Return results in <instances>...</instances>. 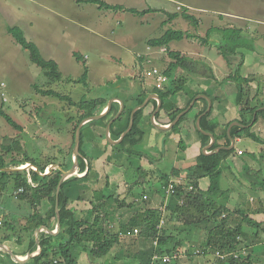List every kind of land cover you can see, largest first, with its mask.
Masks as SVG:
<instances>
[{
	"label": "crops",
	"instance_id": "obj_1",
	"mask_svg": "<svg viewBox=\"0 0 264 264\" xmlns=\"http://www.w3.org/2000/svg\"><path fill=\"white\" fill-rule=\"evenodd\" d=\"M5 1L9 2V4H12L11 7H8V9L10 10L15 9L13 4L17 2L19 3L15 11L19 12L20 14L16 18L15 22H19L26 27L25 31L24 27L21 26L24 29L26 38L29 41L35 43V41L37 42V40L40 38L43 40L46 53L42 52L37 43L35 44L39 47L44 59L52 60L57 63L59 71L63 69L62 66L65 61V58H63V53L64 50H66V41L70 43L69 51L66 54H68V56L72 60L76 59L75 55L81 56V59L84 61L88 60L89 58L87 56L83 57V55L80 53L81 48H79L78 43L79 37L81 35L79 34L78 36H76L74 34H68V37L66 38V33L62 35L61 30L58 29L57 26L61 24L65 25V23L73 24L75 22L74 20H85L87 18L98 19L97 24L99 23V21L100 23H104L105 20L110 19L115 21L116 18L118 24L123 25L121 19L125 18V14L130 15V12L126 10L113 11L101 9L98 5L88 3L87 1L89 0L56 1L57 4L55 5V8H58L60 10V13H57V11H55L53 7L47 9V12L49 13H45V8L48 6L49 1L51 0H28L30 4L32 3L34 5L40 6L39 10L33 11L37 12L35 14L32 12V10L36 8L22 3L21 0ZM101 1H104L111 5H119L126 9H129L125 6V0H118V2H115L116 4H113L112 1L109 2L108 0ZM162 1H164V3H162L164 7L162 12L163 18L158 21L160 22L159 28L162 36L169 30L176 31L175 29L177 28V25L182 27L183 29L185 28V30L181 32L186 33V35L183 40L172 42L168 48L158 49L150 47L148 41L144 48L146 49V51L143 50L142 54H138L136 56V62H139V64L141 65V70L143 69V64H146L149 67L147 70L156 68L164 73L170 63H172V60L169 57V53L174 52L181 54L183 57L187 56L203 62L206 66L211 68L213 75H209L205 71L199 74L187 72L185 73V75H181V73L184 72H179L178 76L184 78L182 80L185 81V92H181L177 99L169 101L167 103V107L172 106V109H170L171 111L169 110V113H167L166 111H162L161 109V111L159 112L161 114L158 116V118L157 115L159 113L156 115L155 123L156 125L163 128L168 127L171 124L173 113H175L176 110H180L182 112L185 111L186 109H188V105H190L191 102L200 95L208 96L212 100L213 106L211 111L203 116L202 114L208 109L209 102L204 97L199 98L196 101L194 107L187 114V119L181 124L180 128L177 129L180 131V135L183 137V140L192 143L193 147L191 155H186V151H181V153L184 154L182 158H185V160L181 162L182 164H180L179 162H174L171 165L168 164V166H163L161 164H163V161L165 159L164 155L161 153H155L153 151L155 146H152V143L159 139L161 142H163L165 147L170 145L172 138H169L171 136L169 135V132L173 131H160L153 125L152 116L159 105V101L157 99H152L146 106V108H144L145 112L143 115L139 134L133 140L128 142L127 145L133 146L136 152H139L140 155L143 154V157H145V166L148 169L143 168L144 171L156 172L155 176L150 175L149 177H147V179L151 180V183L161 181L160 178L163 174L171 175L172 171L174 169H177L180 171L181 175L178 178L170 176L169 185L174 183L176 185L180 184L186 186L188 180L196 179L200 176V168L198 165L199 156L201 154L205 156L216 154H212V150H214V147L211 146L212 141L209 136L208 137L210 138V143L203 146L196 125L197 119L200 116H202L201 120L203 117L209 116V124H215L217 126V128L215 129V133L205 131L203 129L202 130L214 135L218 147H229L231 146V138L234 140V146L231 149L234 150V153L229 157H226V159L221 162L223 173L219 181L218 193H216L217 200H219V202H221L222 200L223 202L221 203H224V208H226L230 212H242L243 214H247V216L251 220L264 226V115L261 114L260 116H258L259 112H264V0H251V4L243 5L244 9L242 6H240L239 9L237 7L233 8L232 11H208L207 9H202L201 7L193 8L192 5H187L184 3L181 4V6H184V12L194 17L192 19L182 16L184 12L182 14L178 13L177 9L180 5L178 0ZM2 4L4 3H1V5ZM168 4L174 5L175 11L166 10L167 6H169ZM83 5L86 8H83ZM2 6L7 7L5 4ZM88 7H93L90 9V12L88 11ZM170 8L171 7L169 6L168 9ZM186 8L196 10L201 13L206 11L214 13L207 15H192L191 13H188ZM50 14L57 16L58 23L47 22L44 25V29L45 31L49 30L47 31L48 34L44 33L40 35V32L36 29V25L40 24L39 21L43 22V20H50V18H48ZM176 14H178V16ZM146 16L155 15L149 14ZM179 17H182V20L177 24V20ZM185 18L188 21H193L194 25L190 22L185 23ZM202 25L203 27L207 26V28L200 32L199 28ZM230 32L234 33V37L232 40L234 46L242 47V49H235V54H239L240 57L236 58V55H234L232 61L227 59L225 54V50L230 43V34H228ZM240 33L244 37V46H242L241 44L242 39ZM183 41H185L186 44L185 52L180 53L178 51H175L174 48L176 47V45ZM157 49L159 51L164 49L165 53L167 51L169 52L167 53L168 57H166V55H162L159 58L163 61L158 64H156L157 59L153 57L154 54H160L159 52H156ZM45 54H47V56H45ZM159 65H161L162 67ZM234 69H236L238 77L242 78L243 80H249L248 91L250 94L251 106L257 107L256 120L254 121V123L252 121L248 125H244V119H242L241 116L240 87L232 78L230 79V77L233 75ZM126 79H128L129 82L127 84L130 85L128 87L130 88L129 91L131 92V95L127 92L128 95L126 96L128 97L125 98L114 96L113 98L118 99L115 100L113 107L106 118L98 120L101 122L97 124L90 125V129L87 131V139L85 140L84 151L88 154V156H90L91 168H94V153H105L107 152V150H109V142L105 138V131L107 124L120 111L121 102L119 99L124 100L126 102V105L128 104L129 106H132L135 104V102H137V100L141 98L146 97L144 98L146 101L150 96L158 94V89L153 80H147L146 83L142 80L144 79V70L140 71V75L128 74L126 76ZM121 80H123V82L125 83V79ZM119 82L120 81L117 80L116 83ZM167 85L168 83L165 84L164 89L167 87ZM122 87L123 85L119 86L120 89ZM201 91L203 92L201 93ZM194 93L199 94L192 99ZM84 98L87 99V97L84 96L81 100H83ZM108 101L109 100H101V102H97V106L92 109H88L86 112H94L95 114H100L98 110L102 108V104L107 102L104 111L101 113L103 114L105 110L108 109ZM115 103H119L120 107H118L117 105L115 106ZM123 118L124 119L121 121V124H124L126 122L127 116L124 115ZM247 119L249 120V117H247L246 120ZM236 123H240L241 125H237ZM234 127L250 129L251 133L254 134L258 141H254L246 137H232L231 131ZM102 139L104 140V142L102 141ZM245 139L254 141L261 145V147L258 149L259 151L257 154L250 153L249 155H246V153L241 150L236 151V143L242 142ZM121 149L122 148H115L113 149V151H116L118 155H120L123 154ZM239 152H241V154ZM124 156L126 157V152ZM138 157L139 156H137V158ZM164 167L165 169L168 167L167 172H165L164 170L162 171V168ZM139 173L140 172L137 169L136 174ZM84 176L85 175H79L80 178ZM139 181L141 182L143 181V179L137 180L134 183L124 182L123 184H119V188L122 185L124 186L126 197L120 194L121 196H115L118 201L113 199L110 200L109 203H106L105 211L108 215L107 227L111 234L118 233V242L113 246L110 254L105 258H91L90 254L86 253V255H84V252L81 253V251L79 250L77 251V254L79 256V264H129L130 262L128 256H130L131 262H133V264H152L150 262L160 261H153V252L155 249L154 241L140 237L133 232L134 229H139V227H135L132 231L127 233H121L120 227L121 225L128 223L130 218H132V216L137 212H143L147 209H157L166 214L168 211H172L178 205H181L182 200L174 194L168 193L165 185L163 187L164 189H161L159 187H152L149 191L142 190L141 193L137 194L135 192V185L138 186L137 184H139ZM110 184V181H107L105 189H109V187L111 186ZM210 185V177H203L199 179V186L202 191H207L210 188ZM95 186V184L89 183L86 180L71 183L66 186V193L69 196V206L77 219L92 221L95 215H98V211L94 210V206H98L102 203L95 200ZM85 189L87 190L85 191ZM0 200V204L4 208L3 213L5 214L6 212V220L8 219L15 226L26 223L27 217L30 215L28 204L25 207L24 203H19L18 201L10 197L4 199L0 198ZM112 201H114L115 203H113ZM122 203H125V206H120V204ZM39 206L42 215L47 220V223L37 230L36 239L41 236L40 234L42 232L49 234L50 231H56L59 228L58 221L54 222V220L49 217L52 209L50 200H43L39 204ZM224 214V217L227 216V218L233 224L238 223L243 219V217L239 215H227L226 212ZM100 215L101 217H103L102 214ZM166 222L167 224L165 226V229H176L183 227V225L178 222ZM50 224L57 225L55 226V230H51ZM212 227L213 226L211 224L205 222L197 224L196 231L191 237V240L188 239L189 242L185 243V246L182 247L181 253L179 255L175 253L172 255L167 254L166 251L172 249L171 245H168L162 247V250L165 253L162 257H171L172 260L170 263L175 262V264H219L217 262L218 258L215 255V252H212V250L203 248L201 246V244L206 240L208 236L207 232ZM244 231L245 234L242 236L241 240H243V245L245 247H248L247 249H244V251L246 252V254L247 252L248 254H250L254 249V251L258 253V250H256V248H261V246H264V229L258 232L255 229L245 226ZM20 235L26 237V235L22 233H20ZM24 239L25 240L22 241V244H19L16 241V237H12L8 242L0 243H5L12 250V252L17 254L18 257L27 259V257H29L28 255L30 251L28 249L27 239ZM157 248L158 241L156 250ZM197 250H201V253L196 255ZM1 252H3V250H0V253ZM37 253H39V251ZM25 254L27 255L24 256ZM175 256H178V258H175ZM257 257L264 260L262 252H260V256Z\"/></svg>",
	"mask_w": 264,
	"mask_h": 264
},
{
	"label": "trees",
	"instance_id": "obj_2",
	"mask_svg": "<svg viewBox=\"0 0 264 264\" xmlns=\"http://www.w3.org/2000/svg\"><path fill=\"white\" fill-rule=\"evenodd\" d=\"M87 2L98 5L101 9L113 11L126 10L134 14L135 16L142 17L151 13L160 12V10L153 8H149L144 11H139L137 9H126L122 6L111 5L101 0H89ZM176 15L178 16V14ZM182 16L189 17L190 19L194 18L186 12H184ZM8 32L13 36L17 44H19L29 52L31 62L37 67L41 68L46 77L56 81H60L62 79V74L59 71L57 63L52 60L44 59L39 47L34 42L29 41L20 28L9 27ZM228 34H230V43H232L234 33L230 32ZM185 35L186 33H183L181 31L169 30L161 38L150 40L148 44L153 48H168L172 42L183 40L185 38ZM241 39V44L242 46H244L245 42L242 34ZM235 51L236 50L234 49L232 53L233 56H231L229 59L230 61L233 60L234 55H236V58L240 57L239 54H235ZM75 56L77 61L82 60L81 56ZM169 57L171 58L172 63H170L168 68L164 71V75L168 79V85L164 90L157 91L163 102L162 111H166L167 113H169L171 111L170 109H172V106L167 107V103L169 101L177 99L181 92H185V81H183L182 78L178 76L179 72L199 74L205 71L209 75H213L211 68L206 66L204 63H201V61L199 60L187 56L183 57L181 54L174 52H170ZM87 73L88 72L86 71L85 74L79 80H76L75 83H83L86 86L88 77ZM231 78L240 87L241 116L242 119H244V125H248L253 121L254 114L257 112V107L251 106V99L248 91L249 80H243L242 78L238 77L236 69H234L233 75L230 77V79ZM34 87L36 88L38 93L42 94L43 96H53L61 99L62 101H68L70 105L78 107L77 110L81 114L77 119H68L69 123H75L72 133V147L70 148V151L68 153L69 163L47 162L44 164H39L36 163L33 159L25 157L23 161H12L11 165L14 166L11 167V165L7 164L4 155H0V198L4 199V196H6V198L10 197L18 201L19 203H24L25 207L28 204V208L30 210V215L27 217L26 223L21 225L19 224V226L13 225L8 219L6 220L7 217L4 219L3 225L0 227V242H8L12 237H16V241L19 244H22V241L25 240L24 238H26L28 249L30 252L33 250L36 244L37 230L47 223L46 218L41 213L39 204L43 200H50L52 209L49 217L53 219L54 222H56V192L60 180L63 176V172L71 168V166L73 165L72 151L75 142L76 130L80 122L84 118L95 114L94 112L87 113L86 111L97 106L96 102H92L91 104L88 103L86 98L77 103L71 97L62 95L55 90H42L36 86ZM202 92L203 91H201V93ZM199 93H194L192 99ZM3 95L7 97V94L5 92L3 93ZM144 98L137 100V102H135V104L132 106H129L128 104L126 105V102L124 101L125 111L123 116H127V120L124 124H121V121L124 119L123 116H121L116 122L113 123L111 127V138L113 140L120 139L124 131L129 126L132 110L136 106L144 103ZM3 99L5 98L3 97ZM7 102H5L4 100L3 103ZM106 105L107 102L102 104V108L98 110L100 114L104 111ZM116 105L120 107L119 103H115V106ZM144 112L145 109H141L136 113L134 126L127 135V138L122 144L114 146V148H122L121 151L123 152L132 153L139 157L143 156V154L140 155L139 152H136L133 146L127 145V143L133 140L139 134ZM181 112L182 111L180 110H176V112L173 113L171 123ZM160 114L161 113L157 115V118ZM261 114L264 115V112H259L258 116H260ZM0 115L5 118L6 122L12 128H14L15 130L21 129V127L3 110H0ZM187 117L188 115H185L174 130L180 128L181 124L187 119ZM247 117H249V120H246ZM208 118L209 116H205L202 118L201 127L205 131L215 133V129L217 128V126L215 124H209ZM99 122L101 121H92L82 128L80 144L82 161L78 169L79 171L77 174L72 175L63 183L60 192L59 210L61 220L65 224V229L60 235L57 236H51L47 233L42 232L40 234V238L42 240L40 251L30 264H79V256L77 254V251H79L80 249L89 252L91 258H105L110 254L111 249L118 242V233L111 234L107 227L108 215L105 211L106 203H109L110 200L113 199L118 201V199L113 197V195L106 197L102 194V196L99 197L98 195L102 192L96 190L94 195L95 200L102 203L103 205H95L94 210L98 211V215L96 214L92 221H84L79 220L74 216L73 211L70 209L69 196L67 195L65 189L67 185L83 180H86L87 182L93 183L95 185L99 183V178H96V180H92L94 171L91 168V159L90 156H88V154L84 151L85 140L87 139V131L90 129V125L97 124ZM198 133L202 140L203 146L208 145L210 143V138L201 134L200 132ZM231 135L232 137H246L254 141H258L254 134L251 133L250 129L234 127L231 131ZM18 145L19 144H16V142L13 145H4L3 149L6 155L13 153L15 149H17V152H20L21 149ZM108 145L111 144L108 143ZM233 153L234 150H225L211 156H205L201 154L198 158L200 176L196 179L188 180L186 186L175 184L174 195L182 200L181 205H178L174 210L168 211L166 214L157 209H147L143 212H137L132 216V218H130L128 223L121 225V233H127L132 231L135 227H139L138 230L140 237L158 241V251L155 249L153 255L154 253H157L163 256L165 253L162 250V247L168 245H171L172 249L167 250V254L172 255L175 253L179 255L181 253L182 247L185 246V243L191 240V237L196 231L197 224L205 222L211 224L213 227L208 231L206 240L201 244L203 248L210 249L212 250V252L220 251L223 254H239V258H235L234 255L227 257L225 260L218 258L217 262L219 264H254L255 255L258 253L253 249L250 254H243L244 249H247L248 247H245L243 245V240H241V238L245 234V226L255 229L258 232L262 231V229H264V226L251 220L247 216V214H243L242 212H230L229 210L224 208V203H221L219 202V200H217L216 195L219 190V181L223 173L221 162ZM26 164H31L32 166L37 167L35 168L37 169V171L33 169H30L28 171H5L10 170L11 168L15 170L17 168L23 167ZM52 166H56V168H54L53 170L51 169L52 172L50 174H46L47 172L45 171L47 170V168ZM57 167H59V169ZM38 170L42 173H45L46 175L41 174ZM138 170L140 173L146 172L145 175L147 177H149L150 175L155 176L156 174V172L153 171H144L143 167L138 168ZM79 175L85 176L82 177V179L79 177ZM180 175V171L174 169L171 175L163 174L160 180L164 182L165 186L167 187L169 185L170 176L178 178ZM203 177H210L211 180L210 188L207 191H202L199 186V179ZM21 189H23L24 192L18 196V199H15V193ZM124 204L125 203H122L120 204V206H125ZM225 212L227 215L229 214L234 216H242L243 219L240 222L233 224L227 218V216L224 217ZM100 214H102L103 217H101ZM162 219L169 222L173 221L181 223L183 227L176 229H159L160 221ZM56 224H50L51 230H55V226H57ZM20 233L26 235V237H23L22 235H20ZM15 255L17 256V254ZM26 255L27 254H25L24 256ZM262 255L264 256V252L262 253ZM150 263L165 264L162 261ZM0 264L18 263L13 259V257L3 251L0 253Z\"/></svg>",
	"mask_w": 264,
	"mask_h": 264
},
{
	"label": "rangeland",
	"instance_id": "obj_3",
	"mask_svg": "<svg viewBox=\"0 0 264 264\" xmlns=\"http://www.w3.org/2000/svg\"><path fill=\"white\" fill-rule=\"evenodd\" d=\"M56 1L61 0L49 1L48 6L45 8V13H49L47 9L50 7H53L57 13H60V10L55 8L57 4ZM108 1H112L113 4H116V1L118 2V0ZM21 2L30 7H35L36 9H33L32 12L40 9V6L32 3L30 4L28 0H21ZM178 2L180 5L177 11L181 14L184 12V6H181L183 3L192 5L193 8L201 7L208 11H232L235 7L239 9L240 6H242L244 9V4H251V0H178ZM1 3H4L7 7L2 6L4 4L1 5ZM162 3H164L162 0H125V6L129 9L144 11L153 8L160 10V12L151 13L155 16H145V18L142 16H135L132 13H130V15L125 14V18L121 19L123 25L118 24L116 18L115 21L110 19L105 20L104 23H100L99 21L97 24L98 19L94 17L95 19L87 18L85 20H74L75 22L73 24L65 23V25L61 24L57 26L58 29L61 30L62 35L66 33V38L68 34H74L76 36L79 34L81 35L78 43L79 48H81L80 53L83 57L87 56L89 59L85 61L81 60L80 62L76 61V59L72 60L68 54H66L70 48V43L66 41V50H64L63 53L65 61L62 66L63 69L60 71L63 77L61 81H56L46 77L41 68L31 62L29 52L17 44L13 36L8 32L9 27H20L25 35L24 29L26 27L19 22H15L20 14L15 11L19 3L13 4L15 9L10 10L8 7H11L12 4H9V2L5 0H0V110H3L21 127L20 130H15L6 122L5 118L0 115V155H4L8 165H11V162L14 160L23 161L25 157L33 159L39 164L47 162L69 163L68 153L72 147V133L75 123H69L68 119H77L81 113L77 110L78 107L70 105L68 101H62L53 96H43L38 93L34 86L42 90H55L62 95L71 97L77 103L86 96L88 99L87 102L90 104L92 102H96L97 104V102H101V100H109L108 104L110 105L114 96L125 98L128 97L126 96L128 93L131 95L129 91L130 88L128 87L130 85L127 84L129 82L128 79H126L128 74L140 75V71L144 70V79L146 80H142L145 83L147 80H151L145 76L146 70L149 67L143 64L144 66L141 70V65L139 62H136V56L142 54L143 50L146 51L144 48L148 41L162 37L159 28L160 22H158L163 18L162 12L164 7ZM168 5L171 8L168 9L169 6H167V9L165 8L166 10L175 11L174 5ZM83 8L86 7L83 5ZM91 8L93 7H88L89 12ZM186 9L188 13L192 15H207L214 13L208 11L201 13L196 10ZM33 13L35 14L37 12ZM48 18H50V20H43V22L39 21L40 24L36 25V29L40 32V35L44 33L48 34L47 31L49 30L45 31L44 29V25L47 22L58 23L57 16L50 14ZM181 20L182 17H179L177 24ZM186 22H190L194 25L193 21H188L185 18V23ZM21 26L24 27V29ZM206 28L207 26L203 27L202 25L199 31L201 32ZM175 30L184 31L185 28L183 29L177 25ZM35 43L38 44L42 52L46 53L41 38L38 39L37 42L35 41ZM237 48L242 49V47L234 46L232 43L228 44L225 50L227 59L233 56V50ZM185 49V41L178 43L174 48L175 51L180 53L185 52ZM156 52L160 53L153 55V57L157 59L156 64L163 61L159 59L162 55L168 57L167 53H169L168 51L163 53L158 49ZM45 56H47V54H45ZM86 71L88 72L87 85L84 86L83 83H75ZM181 75H185V72L181 73ZM121 79H125V83ZM117 80L120 82L116 83ZM120 85H123L121 89L119 88ZM4 92L8 97L9 102L7 103H3ZM174 129L169 132V135H171L169 138H172V140L167 147H165L160 139L152 143V146H155L153 151L155 153H161L165 157L163 164H161L163 166H168V164L171 165L174 162L182 164L181 162L185 160V158H182L184 154H182L181 151H186V155H191L193 151L192 143L183 140L180 131ZM102 141L104 142L103 139ZM15 142L19 144L18 146L21 151L17 152V149H15L13 153L6 155L3 146L13 145ZM112 146L113 145H108L109 150L105 153H94V168H92L94 172L92 180H96V178L100 179L99 184L97 183L95 186L96 190L102 192L98 195L99 197H101L102 194L106 197L110 195L115 197L120 194L125 196L126 192L124 186L122 185L119 188V184H123L124 182L134 183L140 179H143V181H139V184H137L138 186L135 185V192L137 194L141 193L142 190L149 191L152 187H159L161 189L164 187L165 183L162 181L151 183V180L147 179L145 175L146 172L136 174L137 169L140 168L141 165L143 168H147L144 161L145 157L142 156L137 158V156H133L134 154L132 153H126L125 157V152L123 151L122 153L124 155H118L116 151H113L115 148ZM260 147L261 145L248 139L236 143V151L241 150L245 152L246 155L250 153L257 154ZM28 165L29 164H26L24 167ZM13 166L11 165V167ZM51 169L52 168L49 167V172H51ZM10 170H13V168ZM25 170L28 171V169ZM163 170L167 172L168 167L166 169L165 167L162 168V171ZM107 181L111 183L109 189H105ZM86 190L87 189H85V191ZM4 198H6V196H4ZM112 202L115 203L114 201ZM221 202L223 201L221 200ZM256 250H258V254H260V252L263 253L264 246H261V248L257 247ZM80 251L81 253L84 252V255H86V253L90 254L82 249H80ZM246 255H248V252ZM257 256L259 255H255L256 260L254 264H264V260ZM128 258L129 264H133L130 256H128ZM173 264H175V262H173Z\"/></svg>",
	"mask_w": 264,
	"mask_h": 264
},
{
	"label": "water",
	"instance_id": "obj_4",
	"mask_svg": "<svg viewBox=\"0 0 264 264\" xmlns=\"http://www.w3.org/2000/svg\"><path fill=\"white\" fill-rule=\"evenodd\" d=\"M206 98L209 102V106H208V109L206 112H204L202 115H206L207 113H209L212 109V106H213V102L212 100L206 96V95H200V96H197L192 102L191 104L189 105L188 109H186L185 111L181 112L177 118L166 128H163V127H160L158 125H156L155 123V118H156V115L161 111L162 107H163V102L160 98V96L157 94V95H152L150 96L144 103H142L141 105H138L136 106L132 112H131V116H130V123H129V126L128 128L124 131V133L122 134V136L120 137L119 140H113L111 138V133H110V130H111V126L114 122H116L123 114H124V111H125V103H124V100L122 99H119L120 102H121V108H120V111L117 115H115L111 121L107 124L106 126V131H105V138L106 140L112 144V145H120L122 144L125 139L127 138V135L129 134V132L131 131V129L133 128L134 126V122H135V115L136 113L141 110V109H144L146 108V106L149 104V102L152 100V99H157L159 101V105H158V108L157 110L153 113V116H152V123L153 125L160 131H171L173 130L180 122V120L189 113V111L194 107L196 101L199 99V98ZM118 99V98H113L110 102V105L108 106V109L105 110V112L103 114H93L91 116H88L86 118H84L77 130H76V134H75V142H74V146H73V165L71 166V168H69L68 170H63V176L60 180V183L58 185V188H57V192H56V216H57V221H58V225H59V228L58 230L56 231H50L49 232V235L51 236H57V235H60L64 229H65V224L62 222L61 220V217H60V210H59V198H60V192H61V189H62V186H63V183L69 178L71 177L72 175L74 174H77L78 173V169L80 167V164H81V153H80V144H81V131H82V128L84 125H86L87 123H90L92 121H98V120H102V119H105L106 116L109 114L110 110L112 109L113 107V104L115 102V100ZM256 115L257 113H255V116H254V120H253V123L254 121L256 120ZM201 117L200 116L198 119H197V122H196V125H197V129L199 132H201L202 134L204 135H207L211 138V141H212V144L211 146L214 147V150H212V154L213 153H219L223 150H231L234 146V140L231 138V146L229 147H223V148H220L218 147V144H217V141H216V138L214 137L213 134L211 133H207L205 131L202 130V128L200 127V120H201ZM252 123V124H253ZM237 125H241L240 123H236ZM252 126V125H251ZM248 127V126H246ZM250 127V126H249ZM230 135V133H229ZM212 149V148H211ZM206 151V150H205ZM208 151V149H207ZM206 154V152H205ZM33 169L34 166H32L31 164H29L27 167L25 168H18V169H15V170H5V171H25V169ZM37 168V167H35ZM56 168V167H52V170ZM59 169V167H57ZM39 171V170H38ZM40 172V171H39ZM52 172V171H51ZM51 172H47L46 174H50ZM41 174L43 175H46L45 173H42L40 172ZM42 243V240L40 237L37 238L36 240V244H35V247L33 248V250L29 253V257H27V259H22L18 256H16L12 250L5 244V243H0V250H3L5 253L9 254L11 257H13V259L18 263V264H30L32 263V261L34 260L35 256L38 254L37 252L40 251V245Z\"/></svg>",
	"mask_w": 264,
	"mask_h": 264
},
{
	"label": "built area",
	"instance_id": "obj_5",
	"mask_svg": "<svg viewBox=\"0 0 264 264\" xmlns=\"http://www.w3.org/2000/svg\"><path fill=\"white\" fill-rule=\"evenodd\" d=\"M162 52H165V50H161ZM145 76L151 80L154 81L156 87L158 90H163L164 87H165V84L168 83V79L167 77L164 75V73L162 71H160L159 69H150V70H147L146 73H145ZM3 97L5 98V102L8 101L7 97L5 95H3ZM241 154V152H239ZM52 168V167H51ZM34 169V168H33ZM35 171H37V169H34ZM45 172H49V168H47V170ZM167 192L170 193V194H174L175 193V184H170L168 185L167 187ZM24 192L23 189L19 190L18 192L15 193V199H18V196L20 194H22ZM4 212V208L3 206L0 204V227L3 225V222H4V219H5V214L3 213ZM167 222L166 220L162 219L160 221V225H159V229H163L165 228ZM136 235H139V230L138 229H134L133 231ZM154 248L156 249L157 247V240L154 241ZM211 247V246H209ZM154 249V250H155ZM201 253V250H197L196 251V255L197 254H200ZM243 254H246V252L244 251ZM215 255L217 256V258H220V259H223L225 260L227 257L231 256V255H234L235 258H239V255L238 254H223L221 253L220 251H216L215 252ZM175 258H178V256H175ZM157 260H160L164 263H170L172 258L169 257V256H166V257H162L161 255L157 254V253H154V257H153V261H157Z\"/></svg>",
	"mask_w": 264,
	"mask_h": 264
},
{
	"label": "bare ground",
	"instance_id": "obj_6",
	"mask_svg": "<svg viewBox=\"0 0 264 264\" xmlns=\"http://www.w3.org/2000/svg\"><path fill=\"white\" fill-rule=\"evenodd\" d=\"M22 168H25L24 166Z\"/></svg>",
	"mask_w": 264,
	"mask_h": 264
},
{
	"label": "clouds",
	"instance_id": "obj_7",
	"mask_svg": "<svg viewBox=\"0 0 264 264\" xmlns=\"http://www.w3.org/2000/svg\"><path fill=\"white\" fill-rule=\"evenodd\" d=\"M34 170V169H33ZM51 171V170H50Z\"/></svg>",
	"mask_w": 264,
	"mask_h": 264
}]
</instances>
